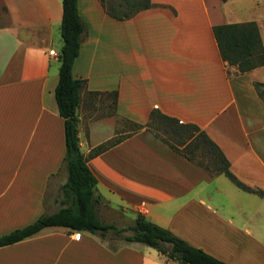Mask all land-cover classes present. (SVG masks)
<instances>
[{
    "label": "crops",
    "instance_id": "crops-1",
    "mask_svg": "<svg viewBox=\"0 0 264 264\" xmlns=\"http://www.w3.org/2000/svg\"><path fill=\"white\" fill-rule=\"evenodd\" d=\"M236 1L151 0V8L117 20L99 0H77L86 24L72 69L85 80L78 137L104 199L100 219L103 209L118 211L129 226L142 215L227 264H264V198L207 172L148 125L153 110L196 125L241 182L264 191V102L254 88L264 66L238 73L221 58L212 30L259 22L236 19L229 9ZM0 4L1 236L58 211L67 171L54 93L62 0ZM58 183L61 206H52L46 197ZM122 233L109 237L111 245L108 234L46 227L0 247V264H179Z\"/></svg>",
    "mask_w": 264,
    "mask_h": 264
},
{
    "label": "trees",
    "instance_id": "trees-1",
    "mask_svg": "<svg viewBox=\"0 0 264 264\" xmlns=\"http://www.w3.org/2000/svg\"><path fill=\"white\" fill-rule=\"evenodd\" d=\"M99 1L105 12L117 20L128 19L154 5L151 0ZM2 10L5 11V8L0 9ZM85 30L86 24L79 15L77 0H62L60 35L63 44L58 56L60 65L54 92L58 113L64 119L66 146L64 165L67 179L62 185V206L54 213L43 214L34 222L1 235L0 247L31 237L46 227H65L70 231L89 232L100 237L106 236L109 232L121 235L124 231H131V234L123 236L124 240L144 243L179 264H227L142 215H138L133 224L123 228L105 222L98 216L99 205L104 199L97 193V179L87 163L88 157L81 151L78 137L77 108L85 80L75 78L72 73ZM212 30L221 58L229 65L235 66L238 73L264 66V46L255 21L214 25ZM254 88L264 102V82H255ZM157 117L168 122L166 126L169 129L172 127L173 132L182 130L187 133V141H176L179 145L188 147L185 151L177 149L174 143L162 139L172 148L183 153L187 159L195 161L207 172L225 174L239 188L264 198L263 190L244 184L230 171L229 161L204 131L194 124L182 123L174 117L153 110L150 113L151 121ZM151 121L148 123L149 126ZM111 143L97 146L90 155L100 154ZM203 150L206 154H201ZM198 151L201 154L199 159L196 157Z\"/></svg>",
    "mask_w": 264,
    "mask_h": 264
},
{
    "label": "rangeland",
    "instance_id": "rangeland-1",
    "mask_svg": "<svg viewBox=\"0 0 264 264\" xmlns=\"http://www.w3.org/2000/svg\"><path fill=\"white\" fill-rule=\"evenodd\" d=\"M110 1V0H109ZM0 9H1V4H0ZM229 9L232 10L231 14H235L236 19L239 20H257L259 22H256L259 28L260 35L264 37V0H237L234 4L229 5ZM3 16V17H1ZM0 18H4V15H2V12L0 11ZM234 19V18H233ZM2 21V20H1ZM151 128L150 131L156 134L159 138L164 139L170 143H174V145L177 146V149L181 151H185L188 147L185 145H179L176 143L177 140H186L187 138V133L183 132L182 130H178V132H173L172 127L170 129L166 126L168 122L164 121L162 118H154L151 121ZM137 128L135 126H132V130H136ZM197 132H195L196 134ZM187 141V140H186ZM185 146V147H184ZM200 151L197 152V158H201V154H206L203 150V153H199ZM196 158V159H197ZM64 169V168H63ZM65 172V169L63 170ZM62 172V173H63ZM60 183H58L57 187L47 194L46 200H52L53 204L52 206H61L57 200L60 194ZM119 205H124L121 201L118 202ZM103 206H109L108 202H104ZM101 219L105 222L111 221L112 219L115 221L116 226L119 228L126 227L128 225V220L126 219H120L118 211L112 212L103 209L102 212H100ZM130 231H124L122 234H129ZM112 232L108 233L107 240L108 243L112 245V242L109 237L112 236ZM121 239V243H122ZM117 243V242H116ZM119 243V242H118Z\"/></svg>",
    "mask_w": 264,
    "mask_h": 264
},
{
    "label": "built area",
    "instance_id": "built-area-1",
    "mask_svg": "<svg viewBox=\"0 0 264 264\" xmlns=\"http://www.w3.org/2000/svg\"><path fill=\"white\" fill-rule=\"evenodd\" d=\"M50 53L53 54L54 51L52 50V51H50ZM141 212H142L143 214H145V213H147V209L142 208V209H141Z\"/></svg>",
    "mask_w": 264,
    "mask_h": 264
}]
</instances>
